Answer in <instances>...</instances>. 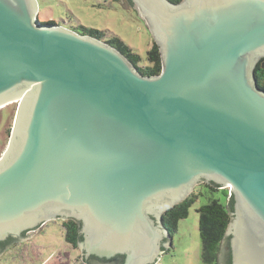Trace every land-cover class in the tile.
I'll return each instance as SVG.
<instances>
[{"label":"water","instance_id":"1","mask_svg":"<svg viewBox=\"0 0 264 264\" xmlns=\"http://www.w3.org/2000/svg\"><path fill=\"white\" fill-rule=\"evenodd\" d=\"M131 1L159 48L157 75L41 23L38 0H0V108L17 102L0 241L75 220L85 257L157 264L164 213L203 180L234 198L232 264H264V0Z\"/></svg>","mask_w":264,"mask_h":264},{"label":"rangeland","instance_id":"2","mask_svg":"<svg viewBox=\"0 0 264 264\" xmlns=\"http://www.w3.org/2000/svg\"><path fill=\"white\" fill-rule=\"evenodd\" d=\"M38 4L39 21H54L77 31L81 26L100 30L103 40L119 38L140 55L141 66L148 64L147 53L154 41L131 0H38ZM16 109L17 102L0 108V156L7 148ZM215 189L195 186L192 193L196 194V201L190 207L188 216L179 221L169 248L160 256L157 264H206L202 256L198 209L213 199L222 203L227 201L226 188ZM63 223L64 220L58 219L41 226L32 233L30 239L21 241L5 252L0 257V264L81 263L82 253L67 242Z\"/></svg>","mask_w":264,"mask_h":264},{"label":"trees","instance_id":"3","mask_svg":"<svg viewBox=\"0 0 264 264\" xmlns=\"http://www.w3.org/2000/svg\"><path fill=\"white\" fill-rule=\"evenodd\" d=\"M173 2H179L181 0H172ZM43 24L51 23L54 21L42 22ZM77 31V30H76ZM77 32L81 34L92 35L96 38L103 40V33L100 30L93 28H87L81 26V29ZM109 44L118 48L143 74L145 75H157L161 71L162 63L160 51L155 42L151 49L147 53L148 64L145 66L140 65V55L133 52L122 40L119 38H110L104 40ZM256 78L260 88L264 89V58L260 59L255 68ZM209 189L216 190L214 186ZM225 190V189H221ZM227 193L226 202L222 203L218 199H213L207 204H203L199 207L198 212L200 214V235L202 239V256L206 264H218V250L221 241L225 238V232L230 222V212L233 210L234 198L229 196V189L226 188ZM196 194H191L186 200L175 205L167 210L163 216L164 225L171 232H175L178 228V223L181 219H184L189 214V209L196 201ZM64 227L66 229V240L78 248V242L82 239L79 234V225L75 220L64 221Z\"/></svg>","mask_w":264,"mask_h":264},{"label":"flooded vegetation","instance_id":"4","mask_svg":"<svg viewBox=\"0 0 264 264\" xmlns=\"http://www.w3.org/2000/svg\"><path fill=\"white\" fill-rule=\"evenodd\" d=\"M195 186H206L207 188H210L211 186H214V187H218L219 188L218 190L225 189V188H220L218 185H216V184H214L212 182L208 183V182H205L203 180L200 183L196 184ZM193 191H194V189H193ZM229 195H230L229 197L232 196L230 194V192H229ZM78 225H79V223H78ZM79 231H80V226H79ZM175 232H173V233L170 232L171 239H172L173 234ZM29 233L30 232H25V233H23V235L21 237H12V236H10L7 239H5L4 241H0V256L3 253L7 252L10 248H12V247L16 246L18 243H20L22 238L29 237V235H30ZM79 234H80V232H79ZM124 258H125L124 255H116V256H114V257H112L110 259H106V258H100V257L93 256V255H91L89 257H85L82 254V261H81V263H77V264H123L124 263ZM217 263L218 264H232V250H231V243H230V237L229 236H225V238L220 243L219 250H218Z\"/></svg>","mask_w":264,"mask_h":264}]
</instances>
